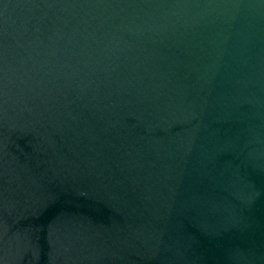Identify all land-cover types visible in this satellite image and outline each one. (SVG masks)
I'll return each instance as SVG.
<instances>
[{"label": "water", "instance_id": "95a60500", "mask_svg": "<svg viewBox=\"0 0 264 264\" xmlns=\"http://www.w3.org/2000/svg\"><path fill=\"white\" fill-rule=\"evenodd\" d=\"M0 264H264V0H0Z\"/></svg>", "mask_w": 264, "mask_h": 264}]
</instances>
